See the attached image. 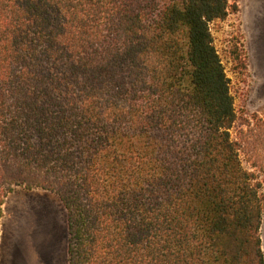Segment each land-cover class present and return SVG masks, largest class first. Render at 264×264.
I'll list each match as a JSON object with an SVG mask.
<instances>
[{
  "label": "trees",
  "instance_id": "trees-1",
  "mask_svg": "<svg viewBox=\"0 0 264 264\" xmlns=\"http://www.w3.org/2000/svg\"><path fill=\"white\" fill-rule=\"evenodd\" d=\"M236 10L0 0V225L23 186L63 202L69 264H264V116L211 32Z\"/></svg>",
  "mask_w": 264,
  "mask_h": 264
},
{
  "label": "rangeland",
  "instance_id": "rangeland-1",
  "mask_svg": "<svg viewBox=\"0 0 264 264\" xmlns=\"http://www.w3.org/2000/svg\"><path fill=\"white\" fill-rule=\"evenodd\" d=\"M230 3L237 10L225 20L212 22L211 32L230 78L240 122L264 116V0ZM231 134L235 136L236 130ZM260 178L264 180V175ZM260 232L264 250V216ZM67 245V210L60 197L51 191L16 186L3 205L0 264H69Z\"/></svg>",
  "mask_w": 264,
  "mask_h": 264
}]
</instances>
